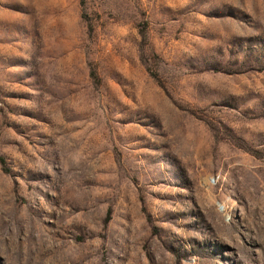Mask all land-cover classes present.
<instances>
[{"label": "rangeland", "instance_id": "1", "mask_svg": "<svg viewBox=\"0 0 264 264\" xmlns=\"http://www.w3.org/2000/svg\"><path fill=\"white\" fill-rule=\"evenodd\" d=\"M0 264H264V0H0Z\"/></svg>", "mask_w": 264, "mask_h": 264}]
</instances>
